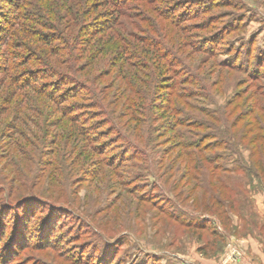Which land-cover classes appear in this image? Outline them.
<instances>
[{"label":"trees","instance_id":"16d2710c","mask_svg":"<svg viewBox=\"0 0 264 264\" xmlns=\"http://www.w3.org/2000/svg\"><path fill=\"white\" fill-rule=\"evenodd\" d=\"M221 3L15 0L11 16L2 17L0 23L1 47H6L2 64L19 61L6 68L8 84L2 86L0 137L7 142L0 162V264H23L28 250L51 249L55 215L73 213L65 207L74 203L72 187L117 177L118 169L130 161L156 168L157 180L166 187L163 190L179 191L175 199L186 195L192 198L191 204L195 201L197 192L204 190L200 181L204 170L210 169L214 177L222 168L213 151L222 147L232 152L231 142L218 140L213 133L210 118L216 116L192 107L193 93L185 85L207 86L197 81L196 74L180 76L182 69H174L180 60L168 54L173 49L169 42L171 36L180 38L181 49L187 43L182 35L187 32L190 37L193 29L182 25ZM211 20L208 17L200 29H206ZM27 64L31 68L23 69ZM188 110H198L202 117ZM254 121L253 117L240 127L239 134L244 140L252 134V125L256 132L248 139L250 150L259 145L264 153V134ZM238 122L234 117L230 127ZM160 127L171 133L166 143L172 137L179 139L162 151L157 142ZM194 129L206 132L192 133ZM182 137L189 140L181 141ZM176 163L180 177L172 172ZM258 169L264 174V167ZM133 175L128 171L126 178L138 177ZM43 178L47 188L39 185ZM221 201L219 196L215 205L221 206ZM37 203L42 208L30 217ZM37 214L43 215L42 220L31 229L30 221ZM75 222L83 230L85 224L78 215ZM105 244L111 246L109 240Z\"/></svg>","mask_w":264,"mask_h":264},{"label":"rangeland","instance_id":"374dc122","mask_svg":"<svg viewBox=\"0 0 264 264\" xmlns=\"http://www.w3.org/2000/svg\"><path fill=\"white\" fill-rule=\"evenodd\" d=\"M7 2L10 4L6 6ZM14 2L0 0V23L2 17L11 16ZM208 17L213 21L206 29H200ZM225 22L229 26L222 27ZM2 24L4 26V22ZM182 26H192L188 32L190 37L184 33L186 41L183 43H187L185 46L181 43L183 47L178 49L180 38L171 36L169 45L173 49L168 54L180 60L174 69H182L181 77L184 72L196 74L197 81L207 86L188 84L184 88L193 93L192 107L207 110L208 116H216L210 121L218 140L231 142L232 152H225L222 147L212 150L222 168L215 171L214 177H210V169L204 170L205 175L200 180L204 190L197 192L192 204V198L186 195L175 199L179 191L174 195L163 190L166 187H161L157 180L156 168L143 166L138 161L125 163L118 169L117 177L90 181L75 189L73 186L74 203L65 206L73 213L64 211L58 217L53 216L52 248L28 250L22 257L23 264H264V174L258 169V166L264 167V153L259 145L250 150L248 139L256 132L252 125H249L252 134L244 140L239 134V128L250 123L253 117L254 126H259L260 134H264V0H223L219 6ZM3 36L0 31V41ZM204 40H208L209 45ZM1 46L0 42V116H3L1 100L2 86L8 84L6 68L16 66L19 61L10 59L3 65L6 47ZM204 48L210 53L203 51ZM20 54H24L23 51L19 53L21 57ZM22 68L31 66L27 64ZM259 72L263 74L259 76ZM171 75L166 73L168 78ZM198 110H188V113L201 118ZM234 117H238L239 122L231 128ZM191 132L203 134L206 131L194 129ZM159 133L161 138L157 142L161 144L158 147L161 151L179 141L172 137L166 143L171 133L161 127ZM110 138L116 140L114 136ZM183 140L189 139L182 137ZM6 142L7 139L0 137V159L6 156L2 150ZM128 171L138 177L126 178ZM181 173H176L177 177ZM40 182V186L47 188L45 178ZM209 194H213L210 201ZM219 196L221 206L214 202ZM41 208L42 205L35 204L30 217L34 210ZM76 215L85 224L83 230L77 227ZM34 216L30 221L31 229L43 215ZM98 232L106 240L98 239ZM107 240L111 242L109 247L105 244Z\"/></svg>","mask_w":264,"mask_h":264}]
</instances>
